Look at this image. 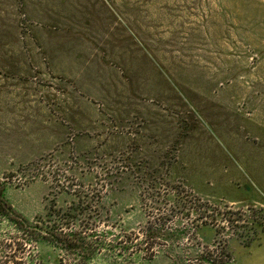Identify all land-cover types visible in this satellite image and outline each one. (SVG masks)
I'll return each instance as SVG.
<instances>
[{
	"label": "rangeland",
	"instance_id": "1",
	"mask_svg": "<svg viewBox=\"0 0 264 264\" xmlns=\"http://www.w3.org/2000/svg\"><path fill=\"white\" fill-rule=\"evenodd\" d=\"M3 82L24 105L11 138L45 149L0 172L15 214L103 187L111 230L139 232L177 192L231 223L168 213L189 232L119 264H264V0H0Z\"/></svg>",
	"mask_w": 264,
	"mask_h": 264
},
{
	"label": "trees",
	"instance_id": "2",
	"mask_svg": "<svg viewBox=\"0 0 264 264\" xmlns=\"http://www.w3.org/2000/svg\"><path fill=\"white\" fill-rule=\"evenodd\" d=\"M103 189L91 186L89 193L74 189L76 199L67 208H57L52 201L45 216L28 221L15 214L6 202L4 184L0 181V225L7 226L6 230L0 231V264H26L27 259L28 262L33 261L37 257L34 251L42 243L57 251V262L54 264H94L98 260L119 264L131 261L135 254L142 251L151 259L156 240L178 239L189 232L185 228L166 225L169 214L179 220L193 215L195 225L192 231L197 228L196 223L212 225L220 216L226 217L228 225L231 223L229 210L222 213L214 205L195 196L181 199L176 192L170 206L165 198L153 199L152 207L159 216L148 220L139 232L119 229L114 233L111 229L117 226L108 225L101 215ZM139 234L144 236V241L139 239Z\"/></svg>",
	"mask_w": 264,
	"mask_h": 264
},
{
	"label": "crops",
	"instance_id": "3",
	"mask_svg": "<svg viewBox=\"0 0 264 264\" xmlns=\"http://www.w3.org/2000/svg\"><path fill=\"white\" fill-rule=\"evenodd\" d=\"M10 89L4 82L0 84V172L9 167L27 164L45 152V149L37 147L32 149L29 142L25 145L11 138V134L16 137L22 132L24 105L20 96L18 99L12 98ZM261 119L264 126V117Z\"/></svg>",
	"mask_w": 264,
	"mask_h": 264
}]
</instances>
